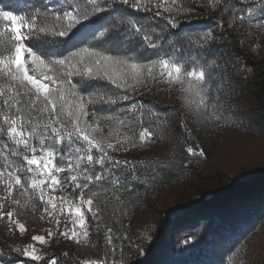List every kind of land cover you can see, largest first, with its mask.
Instances as JSON below:
<instances>
[{"label": "trees", "instance_id": "trees-1", "mask_svg": "<svg viewBox=\"0 0 264 264\" xmlns=\"http://www.w3.org/2000/svg\"><path fill=\"white\" fill-rule=\"evenodd\" d=\"M41 2L3 0L0 7L26 14L31 6ZM53 2L70 9L84 0ZM178 4L181 10L175 20L182 23L169 38L184 45L186 55L195 54L201 46L196 40L198 35L206 31L214 34L213 42L201 55L214 57L220 65V71L214 74L216 79L209 100L223 104L221 118L215 123L199 120L184 108L179 93L168 90L165 85L140 88L131 101L120 107L135 103L143 114V124L139 122V114L131 117L133 123L129 126H118L116 121L104 119L98 123L105 128L102 132L105 137L111 129L112 141L138 134L142 127L155 129L153 142L129 152L111 154L121 161L163 162L169 166L166 171L154 181L142 176L147 187L137 186L135 191L125 192L120 201L101 192L96 199L101 209L100 230L96 231L97 222L89 216L91 234L87 238L81 236L80 243L59 236L58 232L65 229L61 225L57 231L54 219L50 221L47 216L39 219L44 205L32 193L22 195L19 189L14 190L13 198L19 204H7L4 210L15 208L13 219L25 224L26 234L35 226L46 239L49 229L57 231V235L41 245L18 230H10L7 217L0 219V264H50L53 257L58 264H85L105 258L107 264L113 261L115 264L121 261L124 264H264V0H178ZM168 7L175 10L171 0L165 3V9ZM248 8H252L250 17L236 18L246 14ZM156 10L144 13L123 9V12L125 18L138 21L142 29L159 31L165 28V20L155 16ZM164 15L169 13L165 10ZM112 16L120 17L121 12H114ZM109 22L110 18L94 20L91 28L77 29L63 43L51 36L53 31L62 30L60 26L52 18L41 19L37 25L45 29V34L35 43L46 59L47 56L56 58L83 47L81 40L91 39L88 32L102 31ZM4 23L0 20V41L8 38ZM186 36L192 37L191 45L186 43ZM128 38L133 41L130 47L140 48L145 58L158 55L157 51L141 47L139 35L127 25L114 33L109 42L119 47ZM35 73L40 77L39 71ZM3 82L0 80V84ZM87 90L119 94L111 85L100 81L91 82ZM103 111L107 115L117 108L105 107ZM32 115L40 123L47 119L36 113ZM188 147L197 155H189ZM201 149L203 156L199 155ZM3 163L0 157V166ZM169 189L179 190L186 200L163 211L156 210L161 194ZM92 191L99 190L92 188ZM3 195L0 186V196ZM76 195L78 190L69 199ZM109 227L114 237L111 245L105 239ZM186 240L191 242L185 244ZM30 244L36 249L34 255L40 257L37 261L23 255V249Z\"/></svg>", "mask_w": 264, "mask_h": 264}, {"label": "snow or ice", "instance_id": "snow-or-ice-1", "mask_svg": "<svg viewBox=\"0 0 264 264\" xmlns=\"http://www.w3.org/2000/svg\"><path fill=\"white\" fill-rule=\"evenodd\" d=\"M166 2L84 0L83 4L65 9L53 0H42L31 6L26 14L0 7V20L5 22L3 29L8 34L6 40L0 41V80L4 81L0 84V157L4 161L0 166V186L4 190V195L0 196V219L7 217L10 230L27 231L24 223L13 219L15 208L4 210L7 204H19L13 198L14 190L19 189L22 195L32 193V197L44 205L40 220L45 216L50 221L54 219L57 231L61 225L65 229L58 232L59 236L80 243L81 236L87 238L91 234L89 216L97 222L96 231L100 230L101 209L96 199L101 192L120 201L125 192H133L137 186L147 187L142 176L154 181L166 171L169 166L163 162L121 161L111 154L129 152L153 142L155 129L142 127L138 134L124 135L112 141L111 129L105 137L99 128V119L129 126L133 123L131 117L137 114L143 124V114L135 103L120 107L131 101L140 88L165 85L168 90L179 93L184 108L199 120L215 123L221 118L223 104L209 100L216 79L214 74L220 71V65L214 57L201 55L213 42L214 34L206 31L202 36L198 35L196 40L201 46L196 48L195 54L186 55L184 45L169 38L182 23L175 20L181 6L178 0H171L175 10L172 7L165 9ZM117 4L121 6L119 9ZM153 8L157 9L155 16L165 20V28L159 31L142 29L138 21L125 18L123 12V9H132L150 13ZM165 10L168 16L164 15ZM118 11L120 17L112 16ZM251 14L252 8H248L246 14L236 18L244 20ZM49 18L62 29L53 31L51 36L60 38L63 43L77 29L91 28L94 20L110 18V22L102 31L88 32L91 39H82L83 47L46 59V54L35 42L45 34V29L38 27V20ZM124 25L139 35L143 42L141 47L158 52L156 58H145L140 48H131V38L119 47L112 46L109 38ZM185 41L191 45L192 37L186 36ZM36 71L40 78L33 74ZM93 81L109 84L119 94L87 90ZM105 107H115L117 111L105 115ZM33 113L46 116V121L37 122ZM63 116L67 119L62 120ZM90 118L97 123H90ZM186 151L191 156L197 155L192 147ZM199 155H204L202 149ZM92 188L99 191L94 192ZM77 190L78 195L69 199ZM58 191L64 194L57 196ZM57 231L47 230V238L56 236ZM112 231L109 227L105 236L109 245L114 238ZM48 239L44 235L31 237L41 245L47 244ZM190 242L184 241L185 244ZM35 251L30 244L23 249V255L37 261L40 257L34 255ZM50 264H58L57 259L51 258ZM85 264H107V260L86 261Z\"/></svg>", "mask_w": 264, "mask_h": 264}, {"label": "rangeland", "instance_id": "rangeland-1", "mask_svg": "<svg viewBox=\"0 0 264 264\" xmlns=\"http://www.w3.org/2000/svg\"><path fill=\"white\" fill-rule=\"evenodd\" d=\"M33 74L37 75L35 72ZM37 78H40V77L37 76ZM90 123L95 125L97 122L94 120H90ZM99 128L102 130V132L105 131L104 126L100 123H99ZM185 200L186 199L181 196V193L179 190L169 189L161 194L160 200L155 206V209L158 211H163L164 209L173 206L175 203L183 202ZM35 228L36 227L34 226L32 229H30L28 234H26L27 232H24L22 234L27 235V237H30V238L35 235H41V231Z\"/></svg>", "mask_w": 264, "mask_h": 264}]
</instances>
